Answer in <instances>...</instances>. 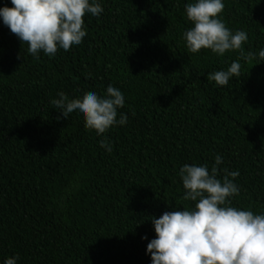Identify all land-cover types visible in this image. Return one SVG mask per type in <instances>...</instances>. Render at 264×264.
Listing matches in <instances>:
<instances>
[{
    "label": "trees",
    "instance_id": "trees-1",
    "mask_svg": "<svg viewBox=\"0 0 264 264\" xmlns=\"http://www.w3.org/2000/svg\"><path fill=\"white\" fill-rule=\"evenodd\" d=\"M98 2L82 43L52 57L27 53L0 21V264H151V217L194 207L179 170L210 171L216 154L218 177L239 172L231 206L264 213V62L241 61L240 76L216 86L208 73L238 52L187 51L190 0ZM223 2L226 27L248 34L245 53L264 48V0ZM109 84L126 125L97 136L75 113L57 119L58 92L103 95Z\"/></svg>",
    "mask_w": 264,
    "mask_h": 264
},
{
    "label": "clouds",
    "instance_id": "clouds-1",
    "mask_svg": "<svg viewBox=\"0 0 264 264\" xmlns=\"http://www.w3.org/2000/svg\"><path fill=\"white\" fill-rule=\"evenodd\" d=\"M12 7H0V21L22 43L27 53L38 57L55 56L58 49L69 51L82 43L87 35L85 15L99 18L103 9L98 0H10ZM186 20L191 24L183 33L187 51L198 54L210 50L219 57L226 52H238L226 70L208 73L207 80L216 86H227L240 76L241 61L264 62V48L257 53H245L243 45L248 34L226 27L220 14L223 0H190L184 5ZM50 103L59 109L57 119H68L75 113L83 118L84 127L102 136L114 126L126 125L128 115L118 109L125 106L123 93L109 84L103 95L89 92L71 100L63 92ZM98 144L107 152L112 144L106 136ZM223 157L216 154L214 163L184 164L179 170L185 201L192 208L165 211L151 217L155 238L147 244L151 264H264V213L242 210L232 205L239 195L234 182L238 171L223 169L218 177ZM147 239V237H142ZM18 256L8 257L2 264H17Z\"/></svg>",
    "mask_w": 264,
    "mask_h": 264
}]
</instances>
